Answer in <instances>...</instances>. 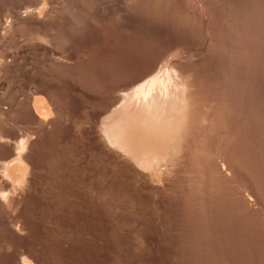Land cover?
I'll return each mask as SVG.
<instances>
[{
  "label": "rangeland",
  "instance_id": "1",
  "mask_svg": "<svg viewBox=\"0 0 264 264\" xmlns=\"http://www.w3.org/2000/svg\"><path fill=\"white\" fill-rule=\"evenodd\" d=\"M0 264H264V0H0Z\"/></svg>",
  "mask_w": 264,
  "mask_h": 264
},
{
  "label": "bare ground",
  "instance_id": "2",
  "mask_svg": "<svg viewBox=\"0 0 264 264\" xmlns=\"http://www.w3.org/2000/svg\"><path fill=\"white\" fill-rule=\"evenodd\" d=\"M129 106H127V107H129ZM33 108H35V107H33ZM33 108H32V111H33ZM125 108L126 107H124V109ZM39 109H38V111L37 110L36 111L39 112ZM129 109L131 110L132 108H129ZM125 110H127V109H125ZM36 111H35V114L37 115L38 118H44L43 113L40 114L41 112L37 113ZM119 112H121V111H119ZM135 112H134V110L129 112L128 114H124V112H123V114L125 115L123 118H121L123 114L121 115V117H118L120 115H118V114L114 115L115 114V112H114V114H113L114 117L112 119H110V121H108L105 125L106 128L108 129L107 133H108L111 141L113 143H116L119 140H121L123 146L126 147L135 157H138L140 159L158 157V156L162 155L166 149L165 144L167 143L169 137L171 138V134H170L171 131L166 126V123H164V121H162V120H161L162 122L155 121L153 118L154 116H152V115L147 116V115H143L141 113H135ZM132 118L140 120L141 123H146L147 126H154V129L151 130L150 132L143 129V130H145L146 134L144 133L145 135L143 134L142 137H140V135H139L140 138H136L133 143L130 141V139H133L130 137L131 132L132 133L134 132V130H132V128H131L132 125L130 124L132 121L131 120ZM134 126H135V124H134ZM156 126H157V128H155ZM143 128H144V126H143ZM140 133H141V131H140ZM147 134H148V136H146ZM141 135H142V133H141ZM10 152H12V151H10ZM13 154L16 156H20V155L22 156L23 153L22 152L20 153V151H16V152L14 151ZM25 159L26 158H24V160ZM88 188H90V187H88Z\"/></svg>",
  "mask_w": 264,
  "mask_h": 264
}]
</instances>
